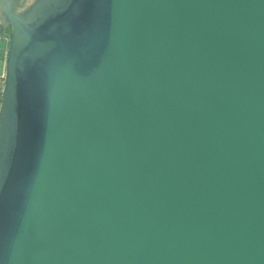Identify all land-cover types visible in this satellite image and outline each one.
Returning a JSON list of instances; mask_svg holds the SVG:
<instances>
[{
    "label": "water",
    "instance_id": "1",
    "mask_svg": "<svg viewBox=\"0 0 264 264\" xmlns=\"http://www.w3.org/2000/svg\"><path fill=\"white\" fill-rule=\"evenodd\" d=\"M1 1L0 264H264V0Z\"/></svg>",
    "mask_w": 264,
    "mask_h": 264
},
{
    "label": "rangeland",
    "instance_id": "2",
    "mask_svg": "<svg viewBox=\"0 0 264 264\" xmlns=\"http://www.w3.org/2000/svg\"><path fill=\"white\" fill-rule=\"evenodd\" d=\"M17 3L20 0H15ZM26 3L31 4V0H24ZM12 27L10 24H7L5 21L0 19V42H1V49L2 57L0 61V97H2V91L4 89V78H5V69H6V59H7V52L9 47V41L11 38Z\"/></svg>",
    "mask_w": 264,
    "mask_h": 264
},
{
    "label": "bare ground",
    "instance_id": "3",
    "mask_svg": "<svg viewBox=\"0 0 264 264\" xmlns=\"http://www.w3.org/2000/svg\"><path fill=\"white\" fill-rule=\"evenodd\" d=\"M9 8L15 12V13H19V14H23L27 11V9L29 8V6L31 5L30 3H26L24 0H20L18 3L15 0H7ZM34 0H31V2ZM0 19L2 21H5L6 23L8 22L7 19V14L5 12V9L3 7V3L0 0Z\"/></svg>",
    "mask_w": 264,
    "mask_h": 264
},
{
    "label": "snow or ice",
    "instance_id": "4",
    "mask_svg": "<svg viewBox=\"0 0 264 264\" xmlns=\"http://www.w3.org/2000/svg\"><path fill=\"white\" fill-rule=\"evenodd\" d=\"M13 103V97H10V105ZM2 97H0V108H2ZM7 175L3 166V155L0 152V203H2L4 195V186L6 184ZM0 254H2V248H0Z\"/></svg>",
    "mask_w": 264,
    "mask_h": 264
},
{
    "label": "crops",
    "instance_id": "5",
    "mask_svg": "<svg viewBox=\"0 0 264 264\" xmlns=\"http://www.w3.org/2000/svg\"><path fill=\"white\" fill-rule=\"evenodd\" d=\"M2 49H1V42H0V55L2 54ZM2 57H0V61H1Z\"/></svg>",
    "mask_w": 264,
    "mask_h": 264
}]
</instances>
